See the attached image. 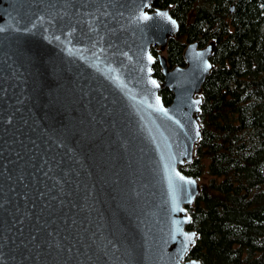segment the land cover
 Instances as JSON below:
<instances>
[{
    "label": "water",
    "instance_id": "obj_1",
    "mask_svg": "<svg viewBox=\"0 0 264 264\" xmlns=\"http://www.w3.org/2000/svg\"><path fill=\"white\" fill-rule=\"evenodd\" d=\"M154 2L0 0V264H200L180 165L214 41L170 66Z\"/></svg>",
    "mask_w": 264,
    "mask_h": 264
},
{
    "label": "trees",
    "instance_id": "obj_2",
    "mask_svg": "<svg viewBox=\"0 0 264 264\" xmlns=\"http://www.w3.org/2000/svg\"><path fill=\"white\" fill-rule=\"evenodd\" d=\"M154 3L169 6L179 22L164 49L170 66L185 64L188 42L214 41L213 66L202 83L201 136L193 159L180 165L201 185L186 205L188 227L197 232L187 258L264 264V0ZM153 73L162 79L157 60ZM159 92L171 101L169 88Z\"/></svg>",
    "mask_w": 264,
    "mask_h": 264
},
{
    "label": "snow or ice",
    "instance_id": "obj_3",
    "mask_svg": "<svg viewBox=\"0 0 264 264\" xmlns=\"http://www.w3.org/2000/svg\"><path fill=\"white\" fill-rule=\"evenodd\" d=\"M144 19H148L149 17H147L146 15L143 17ZM149 59H151V58H149ZM156 82L155 81H153V84H155ZM181 179H183V177H181ZM195 236V234L193 233V234H191V236L189 237V239L191 240L192 239V237H194Z\"/></svg>",
    "mask_w": 264,
    "mask_h": 264
},
{
    "label": "rangeland",
    "instance_id": "obj_4",
    "mask_svg": "<svg viewBox=\"0 0 264 264\" xmlns=\"http://www.w3.org/2000/svg\"><path fill=\"white\" fill-rule=\"evenodd\" d=\"M156 51H162V50H160V49H157ZM162 52L165 54V51H164V50H163Z\"/></svg>",
    "mask_w": 264,
    "mask_h": 264
}]
</instances>
